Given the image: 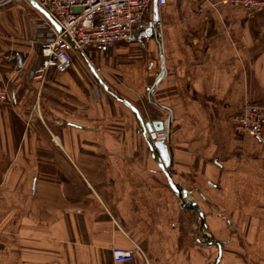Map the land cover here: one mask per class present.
Here are the masks:
<instances>
[{"label": "crops", "instance_id": "crops-1", "mask_svg": "<svg viewBox=\"0 0 264 264\" xmlns=\"http://www.w3.org/2000/svg\"><path fill=\"white\" fill-rule=\"evenodd\" d=\"M158 14L160 41L141 33L87 59L145 121L168 120L174 181L223 242L220 264H264V130L232 124L245 101L264 103V11L168 0ZM43 17L26 0L0 9V53L21 56L0 65V264H113L112 248L135 246L136 264L213 263L135 114L80 55L32 77Z\"/></svg>", "mask_w": 264, "mask_h": 264}, {"label": "built area", "instance_id": "built-area-1", "mask_svg": "<svg viewBox=\"0 0 264 264\" xmlns=\"http://www.w3.org/2000/svg\"><path fill=\"white\" fill-rule=\"evenodd\" d=\"M154 1L159 7L168 0H40L41 6L60 27L59 32L43 17L35 44L39 56L32 77L43 80L54 69L64 73L74 66L75 47L86 57L93 52L108 53L117 43L129 41L149 28L148 16ZM20 0H0V9ZM224 5L243 7L249 14L264 11V0H222ZM21 56L15 52L0 53V65L18 63ZM163 69H165L163 63ZM165 71V70H164ZM10 100V89L0 85V105ZM168 109V108H167ZM171 110L168 112L170 113ZM234 130L241 135L262 139L264 130V103L247 100L239 114L232 119ZM158 140L169 141V123L158 133ZM113 264H136L135 246L125 250H111Z\"/></svg>", "mask_w": 264, "mask_h": 264}, {"label": "water", "instance_id": "water-1", "mask_svg": "<svg viewBox=\"0 0 264 264\" xmlns=\"http://www.w3.org/2000/svg\"><path fill=\"white\" fill-rule=\"evenodd\" d=\"M28 1L38 12H40L46 19L49 20V22L59 31L61 32L60 27L56 24V22L51 18V16L48 14V12L41 6L40 0H26ZM155 6V12H154V18L152 22L149 25V28L147 31H145L142 35L143 36H156L157 40L160 41V34L158 33V27H159V14H158V5L157 1H154ZM75 50L78 55L86 62L90 70L93 72L95 78L97 79L100 86L106 91V93L113 99L123 103L126 107H128L136 116L140 131L142 135L144 136L148 147L150 149L151 155L161 171L165 174L167 182L172 189V191L175 193V195L179 198L182 205L184 206L185 210L187 211H193L195 212L202 224L203 232L201 234V239L199 240L200 243L206 244L208 246H216L218 249V257L217 259L211 263V264H220L222 255H223V242L220 240H217L209 231L207 222H206V216L200 207V205L192 200V194L193 192L185 188L184 186L177 184L174 181L173 178V165H172V156H171V150L170 145L168 142L160 141L158 140V133L161 132L164 129L165 121H145L140 114V112L128 101L117 95L115 92H113L99 77L98 73L96 72V69L91 65V63L88 61L87 57L79 51L76 47ZM161 74L158 78L159 83L160 79L162 78ZM156 84V85H157ZM152 93V90H151ZM167 112L170 110L167 108H164ZM76 126V125H73ZM80 127V126H76ZM170 129V124H169Z\"/></svg>", "mask_w": 264, "mask_h": 264}, {"label": "rangeland", "instance_id": "rangeland-1", "mask_svg": "<svg viewBox=\"0 0 264 264\" xmlns=\"http://www.w3.org/2000/svg\"><path fill=\"white\" fill-rule=\"evenodd\" d=\"M196 236V234L194 235V237ZM193 244H195V242L193 243ZM139 253H141V252H139Z\"/></svg>", "mask_w": 264, "mask_h": 264}]
</instances>
